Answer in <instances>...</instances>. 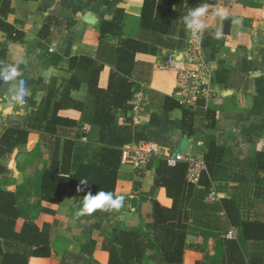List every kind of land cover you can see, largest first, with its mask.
Returning <instances> with one entry per match:
<instances>
[{"label": "crops", "instance_id": "obj_1", "mask_svg": "<svg viewBox=\"0 0 264 264\" xmlns=\"http://www.w3.org/2000/svg\"><path fill=\"white\" fill-rule=\"evenodd\" d=\"M143 2L0 0V21L7 30L12 29L8 36L5 28H0V66L18 64L28 88L26 103L13 104L5 97L16 82L0 80L1 125H7L8 121L22 124L26 115L35 111L47 95L51 79L58 86L70 77L68 65L73 57L86 56L101 63L97 86L106 88L111 70L109 60L114 58L101 49V56L108 60L97 59L99 26L102 20L111 19L120 11L123 15L121 38L136 39L145 48L135 52L133 67L127 75L132 90L130 101L136 92H142L148 104L142 111L139 126L129 122L130 110L127 114L115 110L116 126L107 132L105 143L120 149L126 143L145 139L158 143L167 152H180L203 161L204 139L211 136L222 150V158L210 172L203 161L209 188L216 191L214 199L206 196L204 202L216 204L219 209L212 213L214 218L210 222L212 216L197 222L187 214L188 204L184 205L187 219L183 222L181 260L170 264H228L230 248L226 240H240L243 251L246 243L224 205L230 207L233 216L237 210L240 220L264 223V0H181L179 5L172 6L166 32L153 44L140 28ZM200 6L207 7L200 19L205 25L202 47L211 66L213 96L207 102L200 100L203 111L196 115L193 132L188 134L182 128V110L167 109V102L175 100V73L162 68L161 63L168 55L184 51L190 30L183 17ZM218 10L227 12L228 18L222 20L214 15ZM233 18H240L242 26L232 24ZM217 33H221L219 38ZM105 39L117 46L118 39L110 35ZM87 92L88 85L82 81L77 88L70 89L69 95L85 102ZM205 110L213 117L210 124ZM59 113L75 120L80 115L75 108ZM87 129L88 125L79 121L65 129L66 137L75 142L71 170L88 159L90 145L83 136ZM54 138L55 135L30 130L27 143L14 151L7 162L9 173L0 174V189L16 191L20 202L39 207L35 216L38 227L45 223L51 225V254L29 256L27 264H109V249L119 248L111 241L113 230L138 231L149 240L153 203L164 208L172 206L165 187L155 184L159 160L154 159L141 169L119 163L114 196L124 197L122 207L79 215L81 199L88 192L77 194L67 187L58 202L39 200L36 194L35 180L41 169L50 164ZM191 184L201 188L199 181ZM22 222L21 218L17 220V230ZM158 252L147 247L139 260L129 264H167L161 261Z\"/></svg>", "mask_w": 264, "mask_h": 264}, {"label": "trees", "instance_id": "obj_2", "mask_svg": "<svg viewBox=\"0 0 264 264\" xmlns=\"http://www.w3.org/2000/svg\"><path fill=\"white\" fill-rule=\"evenodd\" d=\"M180 2L181 0H144L140 28L147 34V41L153 44L157 37L166 32L172 6H177ZM122 18L123 15L118 11L111 19L102 20L99 26L100 49L97 59L104 58L101 56V49L108 51L109 56L114 58V61L109 60L111 70L106 88L97 86L101 63L86 56L73 57L68 65L71 70L70 77L58 86L51 79L47 95L40 100L35 111L26 115L22 124L8 121L7 125H1L0 118V174L3 175L9 173L7 162L12 153L27 143L30 130L55 135L50 164L41 169L35 180L39 200L58 202L67 187L77 194L92 192L96 195L101 190L114 193L121 150L108 145L105 140L107 132L116 126L115 110H121L123 114L131 110L132 90L127 75H130L133 67L135 52L145 50L136 39L121 38L119 30ZM3 24L0 21L2 29L6 27ZM4 30L8 36L12 34L11 28ZM108 35L118 39L117 46L106 41ZM149 49L153 50L154 47ZM82 81L88 85L85 102L76 101L69 95L70 89L77 88ZM201 104L200 100L194 105H183L171 100L167 102V109L178 107L182 110L183 131L190 134L193 132L196 115L203 111ZM66 108L79 110V119H71L59 113ZM207 111L204 112L210 124L213 117ZM78 121L88 125L83 136L90 145V153L85 163H80L71 170L75 142L66 137L65 129L77 125ZM204 147L206 150L203 161L210 172L213 165L221 160L222 150L211 136L205 137ZM158 160L155 184L165 187L167 196L172 199V206L164 208L156 202L153 203L152 236L149 240H145L138 231L113 230L111 241L119 248L109 249V264H129L132 260L137 261L147 247L156 248L164 263L179 262L184 247L183 222L187 219L184 205L188 204L187 214L197 222L209 218L219 209L216 204L204 202L210 190L206 171H201L198 179L201 188H196L186 178L188 162L178 161L174 166H168L164 160ZM81 180H87L88 184L82 185ZM78 187L83 188V191L77 192ZM224 207L231 222L240 228L241 240L246 243V250L243 251L240 240H226V245L230 248L228 264H264V223L240 220L237 210L234 218L230 207L227 208V204ZM39 209L20 202L18 192L0 189V264H27L29 256L48 257L51 254V225L45 223L42 227L37 226L35 216ZM20 218L23 222L17 230L16 223ZM213 218L214 215L209 222Z\"/></svg>", "mask_w": 264, "mask_h": 264}, {"label": "built area", "instance_id": "obj_3", "mask_svg": "<svg viewBox=\"0 0 264 264\" xmlns=\"http://www.w3.org/2000/svg\"><path fill=\"white\" fill-rule=\"evenodd\" d=\"M203 30L193 35L189 31L186 47L180 54H170L161 63L162 68L175 73V90L173 98L183 105H194L197 100L209 101L213 96L211 89V66L203 53ZM178 55V56H177ZM191 65V66H190ZM148 104L147 96L136 92L131 101L129 122L139 126L142 123V111ZM120 164L131 169H141L154 159H161L168 166H174L178 161L188 162L187 181L196 184L201 171L205 169L202 160L180 152L170 153L163 150L158 143L145 139L124 144L121 148ZM216 191L210 188L207 198L214 199ZM232 232L229 233V236Z\"/></svg>", "mask_w": 264, "mask_h": 264}, {"label": "clouds", "instance_id": "obj_4", "mask_svg": "<svg viewBox=\"0 0 264 264\" xmlns=\"http://www.w3.org/2000/svg\"><path fill=\"white\" fill-rule=\"evenodd\" d=\"M207 12L206 6L195 7L191 9L187 15L183 17V22L186 28L192 32L193 35L202 31L205 25L201 22V17ZM214 15L219 16L222 20L228 18V13L225 11H217ZM232 24L242 26L243 21L240 18H233ZM217 38L221 33H217ZM23 73L19 71V65L8 64L0 66V80L6 83L16 82L9 90L5 97L10 103L17 105H24L26 103V96L28 88L26 82L21 78ZM82 185H87V180H81ZM83 191V188H77V192ZM124 201L123 196H114L113 192L98 191L96 195L88 192L81 199V207L78 209L79 215L92 214L99 209H119L122 207Z\"/></svg>", "mask_w": 264, "mask_h": 264}]
</instances>
